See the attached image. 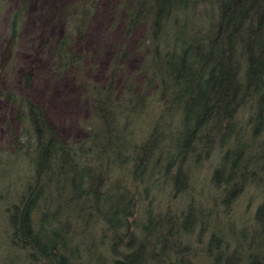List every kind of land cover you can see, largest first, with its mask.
<instances>
[{
	"label": "trees",
	"instance_id": "trees-1",
	"mask_svg": "<svg viewBox=\"0 0 264 264\" xmlns=\"http://www.w3.org/2000/svg\"><path fill=\"white\" fill-rule=\"evenodd\" d=\"M28 4L0 0V88L19 127L0 181L13 159L32 168L16 201L0 194L13 263L264 264V0H55L57 34L30 40L16 89ZM99 14L108 45L94 78ZM38 72L82 91L81 140L65 141L30 98Z\"/></svg>",
	"mask_w": 264,
	"mask_h": 264
},
{
	"label": "rangeland",
	"instance_id": "rangeland-1",
	"mask_svg": "<svg viewBox=\"0 0 264 264\" xmlns=\"http://www.w3.org/2000/svg\"><path fill=\"white\" fill-rule=\"evenodd\" d=\"M55 0H29L26 11L25 28L21 37V55L17 58L16 69L12 72L13 81L16 89H21V76L23 73L24 61L29 60L27 54L29 52L30 40L35 38L37 34L44 33L49 37H55L57 34L56 25L49 18V10ZM2 18H0L1 20ZM107 19L100 14L96 17V22L93 23L89 30V41L87 44L92 48V54L89 57V67L87 73L94 78L100 76L106 66L107 45L104 40L100 39L99 32L106 28ZM1 22H3L1 20ZM0 22V32L3 31V23ZM118 28V27H117ZM45 30H49V32ZM96 32L98 34L96 35ZM118 34L117 29L110 34L105 33L104 39L108 43L112 42ZM110 35V37L108 36ZM113 35V38H112ZM112 39V41H111ZM28 51V52H27ZM28 55V57H27ZM139 58L133 55L128 64V70L136 67ZM30 98L41 104L45 108V112L50 123L59 131L65 141H79L86 136V128L84 123L90 116L86 100L83 98L82 91L78 85L71 79L61 81L50 80L44 72H38L33 83L28 88ZM10 121V122H9ZM18 124L14 120L11 109L8 107L5 97L0 88V157L4 154H12L6 151L10 143V134L18 131ZM32 168L23 158L13 159L9 162V166L5 169L7 176L0 181V194L5 198L6 203L16 201L17 194L23 188L27 181ZM54 185V186H53ZM56 187V175L52 183ZM51 186V187H52ZM50 187V188H51ZM150 187V186H149ZM155 185H152V189ZM199 192H203L206 196L214 194V187L208 182L199 181L197 183ZM54 208L51 211L44 213L41 220L44 225L50 228V232L56 229V226L50 225ZM78 227V226H77ZM80 227V226H79ZM81 228V227H80ZM80 228H74L75 239L79 242V251L87 246L84 243L86 235ZM73 229V227H72ZM50 232L48 234H50ZM19 253L12 248L5 239L4 234L0 230V264H15L13 259L18 260Z\"/></svg>",
	"mask_w": 264,
	"mask_h": 264
}]
</instances>
